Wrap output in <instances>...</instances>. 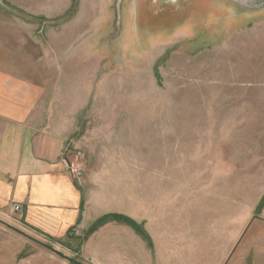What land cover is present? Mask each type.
<instances>
[{
    "label": "rangeland",
    "instance_id": "obj_1",
    "mask_svg": "<svg viewBox=\"0 0 264 264\" xmlns=\"http://www.w3.org/2000/svg\"><path fill=\"white\" fill-rule=\"evenodd\" d=\"M0 71L79 92L68 256L264 264V0H0ZM22 240L0 225V258Z\"/></svg>",
    "mask_w": 264,
    "mask_h": 264
},
{
    "label": "crops",
    "instance_id": "obj_2",
    "mask_svg": "<svg viewBox=\"0 0 264 264\" xmlns=\"http://www.w3.org/2000/svg\"><path fill=\"white\" fill-rule=\"evenodd\" d=\"M12 76L0 71V218L13 220L9 207L19 203L23 208L13 214L15 222L66 255L76 253L82 241L79 253L86 257V241L71 233L75 227L82 236L90 225L84 192L63 167L61 157L77 135L79 92L70 89L50 95L47 85ZM20 237L18 252L9 248L0 264H72ZM138 257L136 249V261Z\"/></svg>",
    "mask_w": 264,
    "mask_h": 264
},
{
    "label": "water",
    "instance_id": "obj_3",
    "mask_svg": "<svg viewBox=\"0 0 264 264\" xmlns=\"http://www.w3.org/2000/svg\"><path fill=\"white\" fill-rule=\"evenodd\" d=\"M0 225L4 226L5 228H7L8 230L23 236L25 238H27L28 240L35 242L37 244H40L41 246L45 247L46 249H48L49 251L53 252L54 254H56L57 256L67 260L68 262L72 263V264H81V262L77 261L76 259L60 252L59 250H57L56 248H54L53 246H50L48 244H45L44 242H42L41 240H39L38 238L32 236L31 234L17 228L16 226L8 223L7 221L3 220L0 218Z\"/></svg>",
    "mask_w": 264,
    "mask_h": 264
},
{
    "label": "built area",
    "instance_id": "obj_4",
    "mask_svg": "<svg viewBox=\"0 0 264 264\" xmlns=\"http://www.w3.org/2000/svg\"><path fill=\"white\" fill-rule=\"evenodd\" d=\"M68 153H69V150L67 148H64L61 151L63 167L65 168V170L71 175V177L75 181H78L77 180V176L79 175V171L77 170L76 167H74L73 163L71 161H69ZM22 208H23V206L21 204H19V203L11 204V206L9 207V211L8 212H9V215L10 214L12 215L11 218H13V221L17 220V219L14 218L13 214L20 213L22 211ZM17 222H18V220H17ZM71 233L77 234L78 230L74 227V228H72Z\"/></svg>",
    "mask_w": 264,
    "mask_h": 264
}]
</instances>
